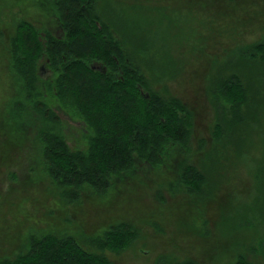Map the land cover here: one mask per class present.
Segmentation results:
<instances>
[{"label":"rangeland","instance_id":"rangeland-1","mask_svg":"<svg viewBox=\"0 0 264 264\" xmlns=\"http://www.w3.org/2000/svg\"><path fill=\"white\" fill-rule=\"evenodd\" d=\"M41 5L40 0H0V257L24 249L26 236L32 233L81 238L125 222L137 234L119 252L104 250L115 264L185 259L225 264L239 253L253 264H264V254L252 248L255 241H264V189L258 174L263 133L246 124L232 133V139L215 141L217 106L210 93L215 73L225 66L232 69L233 60L225 58L236 56L240 45L264 36V0H110L114 12L120 9L132 20L135 41L146 46L129 49L150 88L178 99L190 112L185 157L197 166L206 160L211 171L204 180L187 176L190 186L202 189L194 193L183 185L172 189L176 177L167 167L147 171L143 165L104 195L86 186L73 202L62 200L41 169L36 125L22 116L30 105L25 107L20 84L11 75L10 38L16 22L23 19L44 29L49 26L47 18L55 17L50 5L49 14ZM112 32L121 39L120 31ZM64 112L58 113L69 147H85L86 123ZM78 242L90 248L81 239Z\"/></svg>","mask_w":264,"mask_h":264},{"label":"trees","instance_id":"trees-1","mask_svg":"<svg viewBox=\"0 0 264 264\" xmlns=\"http://www.w3.org/2000/svg\"><path fill=\"white\" fill-rule=\"evenodd\" d=\"M109 3L49 0L47 6L63 28L62 37L40 34L23 19L15 25L16 33L10 38V68L20 84L19 96L24 95L20 99L25 107L26 103L30 105L17 116L22 112L29 123L34 121L36 125L41 169L58 188L62 200L73 202L86 186L96 195L107 193L130 173L135 159L146 160L151 166L166 164V146L171 143L169 150L174 147L172 153L175 158L179 156L178 175L171 188L183 185L186 191L201 192L187 183V176L204 180L211 167L206 160L197 163L199 167L185 157L190 112L178 99L163 97L150 88L134 51L129 49L146 46L135 41L132 20L123 17L120 9L114 12ZM236 54L224 60H233L230 64L234 71L225 66L211 80L210 93L217 106L213 137L217 142L227 141L246 124L262 131L263 162L258 174L264 189V36L240 45ZM39 65L48 67L53 75L40 76ZM59 111L86 123V132L82 133L85 147H69ZM136 234L137 229L125 222L81 238L67 233H32L26 236L24 249L1 258L0 264H115L104 250L119 252ZM78 239L90 248L80 245ZM252 248L264 254V241H255ZM169 264L197 263L185 259ZM225 264L253 262L239 253Z\"/></svg>","mask_w":264,"mask_h":264},{"label":"flooded vegetation","instance_id":"flooded-vegetation-1","mask_svg":"<svg viewBox=\"0 0 264 264\" xmlns=\"http://www.w3.org/2000/svg\"><path fill=\"white\" fill-rule=\"evenodd\" d=\"M40 3H42V9L47 13V14H49V9H48V6H47V4H48V1H45V3H44V1H42V0H40ZM44 5V6H43ZM46 15H44V17H45ZM52 20V23H53V25H50L49 24V22ZM51 20H49V17L47 18V24L49 25V26H47L46 28H44V29H42V28H38L34 23H32L31 25H33L36 29H38V31L40 32V34H45L46 32H49L50 34H52V35H54V36H56V37H62L63 36V28H62V26H61V24L58 22V20H57V18L56 17H54V18H51ZM54 21L56 22V24L54 23ZM17 23V22H16ZM45 26H46V24H45ZM95 67H96V65H94ZM101 67V64H99L98 65V67ZM42 68H41V75L40 76H42V77H45V78H47V77H50V76H52L53 74H52V71L51 70H49V68L46 70L45 68H44V66H41ZM12 72V73H11ZM11 75L13 76V77H16V73L14 72V71H12L11 70ZM14 128H16V129H19L20 130V128H18V127H14ZM33 141H34V139L32 138V140H31V142L33 143ZM67 141V140H66ZM171 143H169L167 146H166V148L168 149V152H167V154H168V162L166 163V164H160L159 166H151L150 164H146L147 162H146V160H144V162L143 161H140V160H137V159H135V162H134V166H133V169L132 170H130V173H128V174H124L119 180H118V182L119 181H121L124 177H127L128 175H131V174H133V173H135V171L137 170V169H142V166L143 165H145L146 167H148L147 168V171H150V167H152V168H160V167H167V169L172 173V175L174 176L175 175V177H176V175H178V173H177V167H176V160H179V156H178V158L176 157L175 158V155H174V153H172V151H173V149H174V147H172L171 146V150H169V145H170ZM176 147H178L179 148V144L176 146ZM137 160V161H136ZM40 162V161H39ZM144 163V164H143ZM141 164V167H139V165ZM150 165V166H149ZM115 186V185H114ZM91 190V189H90ZM93 193H94V191L93 190H91ZM54 233H57V232H54ZM76 237V236H75ZM15 255V254H14ZM8 257V255L7 256H5V257H0V258H7Z\"/></svg>","mask_w":264,"mask_h":264},{"label":"crops","instance_id":"crops-1","mask_svg":"<svg viewBox=\"0 0 264 264\" xmlns=\"http://www.w3.org/2000/svg\"><path fill=\"white\" fill-rule=\"evenodd\" d=\"M16 27V26H15Z\"/></svg>","mask_w":264,"mask_h":264}]
</instances>
